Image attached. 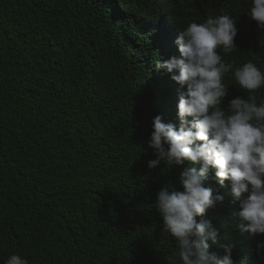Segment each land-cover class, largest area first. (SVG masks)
<instances>
[{
    "label": "trees",
    "instance_id": "1",
    "mask_svg": "<svg viewBox=\"0 0 264 264\" xmlns=\"http://www.w3.org/2000/svg\"><path fill=\"white\" fill-rule=\"evenodd\" d=\"M250 0H0V264H181L155 208L161 189L183 190L181 166L156 159L154 118L180 126L187 89L157 60L180 58L175 43L189 22L226 14L234 68L264 71V32ZM223 83L229 101L264 87ZM199 170L200 165H195ZM224 200L203 217L218 230L210 252L234 264H264V234L243 231L230 182L212 169L204 182ZM245 195H248L246 193Z\"/></svg>",
    "mask_w": 264,
    "mask_h": 264
},
{
    "label": "clouds",
    "instance_id": "2",
    "mask_svg": "<svg viewBox=\"0 0 264 264\" xmlns=\"http://www.w3.org/2000/svg\"><path fill=\"white\" fill-rule=\"evenodd\" d=\"M247 12L264 32V0H250ZM237 33L233 17L209 15L180 31L175 41L180 58L156 61L157 70L171 73L187 89L179 98L178 130L161 116L154 118L149 146L157 158L148 161L149 168L162 161L182 168L183 190L161 189L155 204L165 231L176 242L181 264H234L230 249L223 257L210 252L209 241L217 240L218 230L210 221L196 219L224 200L205 187L212 169L221 186L230 182L240 206L234 214L240 228L264 234V102L257 104L252 95L237 96L229 101L230 114L221 108L229 88L223 83L225 74L231 73L239 88L249 93L264 87V71L255 63L234 68L221 55L236 48ZM5 264L27 260L11 254Z\"/></svg>",
    "mask_w": 264,
    "mask_h": 264
}]
</instances>
